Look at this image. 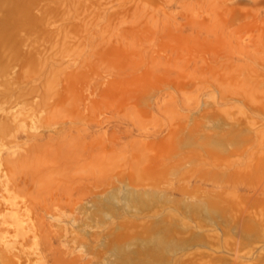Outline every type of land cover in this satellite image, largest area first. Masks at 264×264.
I'll return each mask as SVG.
<instances>
[{
    "label": "rangeland",
    "instance_id": "374dc122",
    "mask_svg": "<svg viewBox=\"0 0 264 264\" xmlns=\"http://www.w3.org/2000/svg\"><path fill=\"white\" fill-rule=\"evenodd\" d=\"M0 264H264V0H0Z\"/></svg>",
    "mask_w": 264,
    "mask_h": 264
}]
</instances>
